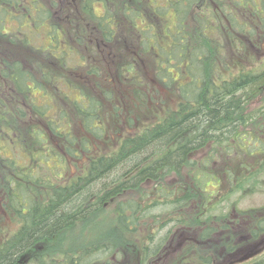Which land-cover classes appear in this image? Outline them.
Here are the masks:
<instances>
[{"label":"trees","instance_id":"1","mask_svg":"<svg viewBox=\"0 0 264 264\" xmlns=\"http://www.w3.org/2000/svg\"><path fill=\"white\" fill-rule=\"evenodd\" d=\"M144 1L147 0H106L103 3V14L95 15L92 11L94 0H84L83 11L95 21L93 30L95 39L92 38L91 32H86L82 26L79 31L87 38L90 45L97 44V41L101 44L100 36L102 42L106 44L113 42L116 45L118 40L121 41V38L116 36L118 29L123 26L121 17L127 18L141 34L154 36V33L141 30L144 28L141 27L144 21L142 17L149 15L164 19L172 13L175 22L172 21L164 27L163 40L168 45L166 49L160 47L161 42L157 40V36L155 38L151 36L149 43L143 41L141 50L143 53L151 51L155 55L156 79L167 90L174 92L173 101L165 102L163 112L156 110V114L153 115L157 118L156 122L144 127L142 131L127 135L118 142V146L108 147L102 154L90 156L84 174L61 187L54 184L55 181L52 179H41L42 177L32 167L26 165L16 167L17 160L14 156H3L9 143L17 149L26 151L25 147L31 142L38 146L46 142L40 134L41 130L27 128L25 118L29 111L39 114L41 117L39 119L48 125L47 128L54 137L56 135L61 138L64 132L60 128L61 122L48 116V104L30 101V105L26 107L20 102L17 105L19 110L16 109L17 115L27 127L23 126L22 132L10 124L0 127V164L3 165L1 171L6 170L4 182L0 179V189H2L0 206L18 222L15 231L6 229L0 234V264H16L17 256L31 253L35 242L55 238L60 232L87 220L109 203L114 204V229L122 239V244L129 245L128 242L132 237L147 238L150 241L153 239L151 244L144 243L143 239L141 243L136 244V247L140 248L139 256L143 253L145 255L141 257L144 263L148 255L158 252L168 237L167 231L159 235L165 227L164 223L166 226L171 224L172 227L181 222L186 223L181 212L171 213L172 215L165 216L164 219L163 212L174 211L177 208L184 210L197 205L198 220L201 222L203 214L210 217L212 211L218 205L225 203L228 195L235 191H229L228 188L226 193L222 187L225 183H222L221 176L216 169L213 172L212 163L217 158L219 160L221 157L225 161V156L237 154L234 157L236 159L233 158L235 163L230 164L226 170L229 186L237 184L238 189L251 190L260 184L259 177L264 175V127L259 129L260 124L257 120L264 118V101L255 109L250 108L249 105L264 91V65L240 69L235 74H232L229 68H225L222 62L220 64L223 66L219 67L220 60L213 55L215 47L213 49L209 46L202 33V30L206 29L203 21L197 17L192 24L190 20L192 11L198 8L203 0H148L146 6ZM37 3L38 0H0V35L5 34L3 25L7 18L17 20L19 26L32 23L28 27L29 30H33L48 19L50 22L49 11L43 9L39 3V10H35ZM112 5L114 8L111 7ZM245 5L251 9L253 16L259 19V24L264 30V0L249 1ZM30 7L35 10L34 14L39 13L35 21H29ZM220 14H224L223 10ZM228 15L230 16L231 13ZM213 17L217 22L215 14ZM227 22L231 27L237 28L241 34H245L244 23L229 18ZM47 35L53 42L49 49L55 52V49H59V41L55 37L54 30H49ZM23 41L28 45L25 39ZM111 48L108 45L100 49L103 50V55L97 57L100 63L102 59H106L105 56ZM4 54L5 56L0 57V88L10 85L8 88L11 95L20 96L23 98L21 100L30 98L31 91L39 88L40 82L23 61L8 56L7 51ZM90 71L98 75L99 67H93ZM47 76L49 82L50 76ZM122 84L130 87L135 98H142L143 92L137 87L143 86L144 83L134 79L124 80ZM155 92L159 93L157 90ZM83 98L76 102V111L86 133L94 138H100L103 127L95 124L98 119L99 100L87 97L83 102ZM247 109L251 110L247 111ZM70 127L71 125H68V128ZM66 132L71 138L66 135L68 140L63 141L70 144L68 145L70 147L75 143L76 137H72L70 131ZM25 137L29 139L28 144L25 143ZM88 141L85 138L79 141L80 150L86 153L92 151ZM35 144L27 152L33 158L37 157L38 166H44V163H48L47 159L51 158H56L59 162L57 153L49 150L38 152L35 150ZM107 150L110 152L107 153ZM68 151L69 155L76 156L72 150L68 149ZM204 153L206 156L201 160L194 159V154ZM31 160L34 161L32 158ZM58 164H55V169L59 168ZM54 168L51 173L58 179L60 175L54 171ZM184 171L201 189L203 182L205 186L212 182L215 188H220L206 195L205 203L200 199L193 201L194 195L192 202H189L190 185L184 181L182 176ZM190 171L191 174L188 173ZM170 175L180 179L179 186L163 182L168 180ZM147 179L152 184H156L138 198L124 196L130 190L141 188ZM39 187L43 191L40 192L41 194L37 189ZM213 203L215 205L210 209ZM224 215L221 214L218 221L222 220ZM147 228L149 232L144 234ZM207 231H216V229L208 228ZM154 238H159L156 244ZM114 253L113 244L93 246L81 250L77 259L65 253L61 264H93L95 256H105L103 258L105 259Z\"/></svg>","mask_w":264,"mask_h":264},{"label":"rangeland","instance_id":"2","mask_svg":"<svg viewBox=\"0 0 264 264\" xmlns=\"http://www.w3.org/2000/svg\"><path fill=\"white\" fill-rule=\"evenodd\" d=\"M105 1L94 0L92 11L95 15L103 14V3ZM249 1L252 2L253 0H203L190 16L192 24H194L197 17L203 21L206 29L202 30V33L205 35L204 38L208 41L209 46L213 49L215 47L213 55L220 60L218 61L219 67L223 66L220 62L224 63V67L229 68L232 74L237 73L240 69L257 65L263 67L264 65V30L259 24V19H256L251 9L245 5ZM256 1L259 2V0ZM148 2V0L144 1V5L146 6ZM38 3L47 12L49 11L52 21L49 22L48 19L33 30L28 29L32 23L19 26L17 20L10 18H7L3 25L5 34L0 35V57L5 56L4 53L7 51L8 56L23 61L36 80L40 82V87L33 89L30 98H24L25 100H21L22 97L13 93L11 95L10 85H8L9 88L7 86L0 88V127L10 124L12 127L19 128L22 132L23 126H27L23 123L22 118H18L16 109L19 110V107L17 105L21 102L27 107L30 105V101H34L48 104V116L60 121V128L64 132H62L61 138L56 135L54 137L48 130V125H45L39 119L41 118L39 114L29 111L26 113L27 117L25 118V123L28 124L27 128L32 127L41 130L40 134L46 139V142L38 146L33 142L29 143L28 137H25V143H29L25 147L26 151L20 148L17 149L9 143L6 145L3 156H14L17 160L16 167L20 165L32 167L36 169V172L42 177L41 179H52L56 185L58 179L53 177L51 170L55 164L59 163V168H54V171L63 176V180H60L61 183L69 184L70 181H75L77 177L84 174L90 156L102 154L108 147L118 146V142L127 135L130 136L139 130L142 131L144 127L156 122L157 118L153 115L156 114V110L163 112L165 102L173 101L174 92L167 90L164 85L157 81L154 64V61L157 60L155 55L151 51L150 54L149 52L143 53L141 50L143 41L149 43L152 35L141 34L127 18L121 17L123 26L118 29V34H116L117 37L121 38V41L118 40L116 45L113 42L107 44L102 42L100 34L97 36H100L101 44H98L97 41V44L94 42V45H90L87 38L79 31L82 26V29L85 28L86 32H91L92 38L95 39V34H93L95 21L92 16L83 11L84 0H38ZM38 3L35 6L37 11L40 8ZM113 6L111 7L114 8ZM35 10L30 7L29 21H35L38 17V12L34 14ZM221 10L224 14H220ZM228 13H231V15L229 16ZM213 14L216 15L217 22L214 21ZM155 17L144 15L142 17L144 20L142 22L143 26H141L144 28L141 30H147L151 34L154 33L152 38L157 36V40L161 42L160 47L165 50L168 45L163 40L164 27L172 21L175 22V19L172 13L165 16L164 19ZM227 18L244 23L246 27L243 33L246 35L241 34L237 28L231 27L230 23L227 22ZM49 30H54L55 37L59 41V49H55V52L49 49L50 44H53L49 39V35H47ZM23 39L28 42V45ZM108 45L109 48L113 47L109 49L105 56L106 59H102L100 63L97 59V57L103 55V50L100 49L106 48ZM93 67H99L98 75H95V72H89ZM47 75L50 76L49 82ZM134 79L137 82L144 83L143 86L139 85L137 87L143 92L142 98H135L130 87L122 84L124 80ZM156 90L159 92L158 94L155 92ZM81 97H84L83 102L87 100V97L99 100L98 119L95 124L103 127L100 138L90 136L83 127L80 116L76 111V102H79ZM16 100L21 101L17 102ZM262 101H264V91L250 102L249 107L255 109L261 105ZM257 122L260 124L259 129L264 127V118L258 119ZM68 125H71V127L68 128ZM92 127H95V125H92ZM66 131H70L72 137H76L75 143L70 147H68L70 144L63 141L68 140L66 135L69 136V133ZM70 138L71 136H69ZM82 138L89 140L88 143L92 148L91 152L86 153L80 150L79 141ZM33 144H35V150L38 152L49 150L52 153H57L59 155L58 159H60L59 162L56 158H51L47 159L48 163H44V166H38L37 157L33 158L27 152ZM68 149L72 150L76 156L69 155ZM110 150H107V153ZM236 155L225 156V161L219 157V160L217 158L212 163L213 172L216 169V172L222 178V183H225L222 184V187H224L226 193L228 188L229 191L235 190L228 195V200L212 211L213 216L210 214V217H208L203 214L201 222L198 220L197 205L184 210L177 208L174 211L163 212V219L165 216L172 215L171 213L181 212L186 223L181 222L171 228V234L163 245L160 255L153 261L148 260L147 264H220L215 255H225V243H223L222 238L224 236L222 234H225V232H221L222 225L221 222H218V217L225 214L222 217V220L225 221L226 218L233 217L236 219L237 215L243 211H246V214L250 217L255 212H264V175L259 177L260 184L258 186L260 187L257 186L255 189L245 188L241 190L238 189L237 184L228 185L226 170L230 164L235 163L234 159L236 158L234 157ZM193 156H195L194 159L201 160L206 154H194ZM2 169L3 165L0 164V179L4 182L3 178L6 175V170L2 172ZM188 173L191 174L192 172ZM182 176H184V181L190 185L188 187L191 192L189 202H192L193 199V201L200 199L202 203H205L207 200L206 195L214 193L220 188H215L216 186L212 182L205 186L203 182L201 189L197 183L190 179L186 171ZM163 182L169 185L174 184V186L180 185V179L173 175H170L168 180L166 179ZM37 189L39 193L43 192L42 188ZM149 189V186H142L139 189L127 192L124 196L138 198L144 191ZM1 193L2 189H0V195ZM193 195L194 198L192 199ZM213 205L215 203L210 205V209ZM113 208L114 204L109 203L87 220L78 222L60 232L54 238L48 250V255H40L37 264H46L49 258H51V264H59L60 258L58 256L63 253L76 256L80 250L90 249L93 246L100 247L105 244L115 246L116 253L119 254L116 256L118 264H144L145 262L143 263L139 257L140 248L136 247L137 243L134 238H130L129 245H125L122 244L119 235L115 233ZM163 225L166 227V223ZM208 226L214 227L213 229H216L217 232L212 231L207 240H201V233ZM17 227L18 222L3 211L0 206V234L1 232L3 234V230L6 229L13 232ZM196 233L200 241L194 247L188 243H190L192 237H195ZM171 237L173 238L171 239ZM104 257L97 255L93 258L92 263L104 264ZM192 257L193 260L191 261ZM127 258V263H121L122 260ZM113 264H116V262L114 261Z\"/></svg>","mask_w":264,"mask_h":264},{"label":"flooded vegetation","instance_id":"3","mask_svg":"<svg viewBox=\"0 0 264 264\" xmlns=\"http://www.w3.org/2000/svg\"><path fill=\"white\" fill-rule=\"evenodd\" d=\"M59 187L64 186L66 184H63L60 182L57 183ZM142 186H149L153 187L154 184L147 179L146 183L143 184ZM133 191V190H130ZM231 220V221H230ZM218 222H221V232H225L223 238V243H225V255L220 254V255H215L217 258L218 262L220 264H264V212H255L252 217L248 216L246 214V211H243L242 213H239L237 215L236 219L235 218H230V219H225L219 220ZM171 224H168V226L164 227L161 232H159V235L162 234L164 231H167L169 235L171 234ZM207 228V229H206ZM204 228V231L201 233V240H207L212 231L209 232L207 231L208 228L212 229L214 227H206ZM206 229V231H205ZM149 230L148 228L144 230V234L148 233ZM217 232V230H216ZM168 235V237H169ZM221 236V235H220ZM168 237L164 240L163 245L167 241ZM173 237H171L172 239ZM143 238H137L134 239L136 243H141ZM155 239V238H154ZM163 238L161 237L160 240ZM54 238H46L41 241H37L34 244V249L32 250L31 253L27 255H22V256H17L18 259L16 260V264H37L39 262V256L44 255L47 256L48 250L50 249L51 244L53 243ZM159 238L155 239L154 244L158 242ZM144 243L146 244H151L153 239L148 240L147 238L143 239ZM189 241V239H188ZM200 240L197 237V233L195 237H192L190 239V245L196 246ZM131 242V240H130ZM163 247V246H162ZM162 247L158 250L157 253L155 254H150L147 256L145 259V263L147 264L148 260L153 261L155 258H157L160 255V251ZM81 251V250H80ZM80 251L78 252L80 254ZM45 252V253H44ZM62 255L58 256L60 258L59 264L62 262ZM68 254V253H67ZM79 254L76 256H73L69 254L71 257L77 259L79 257ZM116 250H115V253ZM117 255H111L108 258H105L103 260L104 264H113L114 261L116 264H118V259H116ZM44 256V257H45ZM145 257L144 253L139 256ZM194 256V255H193ZM110 258V259H109ZM143 260V258H141ZM51 258H49L48 262L46 264H51ZM193 260V257L191 261ZM209 261V259H207ZM212 261V260H211ZM122 262H128V258L125 260H122ZM144 263V264H145Z\"/></svg>","mask_w":264,"mask_h":264}]
</instances>
